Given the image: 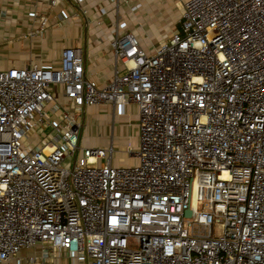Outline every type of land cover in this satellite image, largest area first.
I'll list each match as a JSON object with an SVG mask.
<instances>
[{"label":"built area","instance_id":"obj_1","mask_svg":"<svg viewBox=\"0 0 264 264\" xmlns=\"http://www.w3.org/2000/svg\"><path fill=\"white\" fill-rule=\"evenodd\" d=\"M35 6L25 38L48 28ZM110 47L102 88L80 48L0 70V264H264V0H187L152 53ZM101 104L137 109L130 167L79 146Z\"/></svg>","mask_w":264,"mask_h":264},{"label":"crops","instance_id":"obj_2","mask_svg":"<svg viewBox=\"0 0 264 264\" xmlns=\"http://www.w3.org/2000/svg\"><path fill=\"white\" fill-rule=\"evenodd\" d=\"M186 1L57 0L56 5L50 8L43 0H0V9L10 10L0 25V70L21 68L30 63L45 69L54 68L63 48H80L84 56L85 76L102 88L115 69L122 71L120 64L113 60L111 37L130 33L142 50L150 54L177 29L181 6ZM32 3H36L35 7L44 14L48 28L35 38H25L26 30L34 27L26 15L32 10ZM60 13L64 19L58 18ZM53 94V102L45 106L47 115L50 106L63 102L58 88L53 89ZM83 119L94 134L92 147L112 149L110 165L114 154L118 153L117 158L124 156V148L129 145L125 138L127 132L130 142L133 139L138 145L137 109L133 104L86 107ZM128 160L130 163L127 165L120 159L115 160V167L135 164L134 158ZM30 253L21 250L7 264H25L24 258ZM57 264H67V261L60 260Z\"/></svg>","mask_w":264,"mask_h":264},{"label":"rangeland","instance_id":"obj_3","mask_svg":"<svg viewBox=\"0 0 264 264\" xmlns=\"http://www.w3.org/2000/svg\"><path fill=\"white\" fill-rule=\"evenodd\" d=\"M88 125L89 124H85V121H84V124H83V127H82V132H81V138L79 140V146L80 147H82V146L83 147H89V148L92 147V142L93 141H92L91 138L93 137L94 134L92 133V131L89 130L90 127H88ZM107 137H109V135H107ZM125 138H126V140L129 141L128 142L129 145H126L125 148H124V150H125L124 151V156H122L120 158H117L116 156H117L118 153L113 155V159L114 160L112 159V161H111L112 167H115V160H117V159H120L122 163L126 162V165L129 164L130 161L128 160V158L132 159V157L129 155V153H133L137 149V141L132 139V141H131L132 143H131L130 142V136H129L128 132H127ZM85 142H86L87 146H86ZM94 148H97V147H94ZM113 148L114 149H118V147H116L115 145H113ZM114 152H115V150L113 151V153ZM102 163H103V160H102Z\"/></svg>","mask_w":264,"mask_h":264},{"label":"water","instance_id":"obj_4","mask_svg":"<svg viewBox=\"0 0 264 264\" xmlns=\"http://www.w3.org/2000/svg\"><path fill=\"white\" fill-rule=\"evenodd\" d=\"M184 214L186 217H188L190 215L189 211H185Z\"/></svg>","mask_w":264,"mask_h":264}]
</instances>
